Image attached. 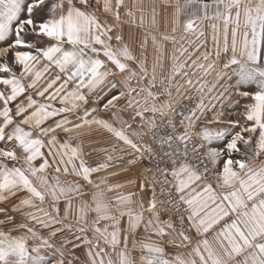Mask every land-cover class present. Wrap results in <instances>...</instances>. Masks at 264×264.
Returning a JSON list of instances; mask_svg holds the SVG:
<instances>
[{
  "label": "snow or ice",
  "instance_id": "obj_1",
  "mask_svg": "<svg viewBox=\"0 0 264 264\" xmlns=\"http://www.w3.org/2000/svg\"><path fill=\"white\" fill-rule=\"evenodd\" d=\"M0 264H264V0H0Z\"/></svg>",
  "mask_w": 264,
  "mask_h": 264
}]
</instances>
